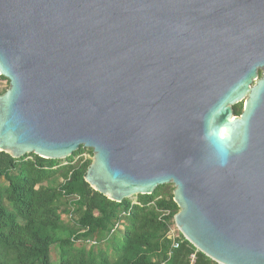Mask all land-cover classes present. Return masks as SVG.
Listing matches in <instances>:
<instances>
[{
  "label": "water",
  "instance_id": "1",
  "mask_svg": "<svg viewBox=\"0 0 264 264\" xmlns=\"http://www.w3.org/2000/svg\"><path fill=\"white\" fill-rule=\"evenodd\" d=\"M0 76V152L90 150L94 191L173 186L197 251L264 264V0H0Z\"/></svg>",
  "mask_w": 264,
  "mask_h": 264
},
{
  "label": "trees",
  "instance_id": "2",
  "mask_svg": "<svg viewBox=\"0 0 264 264\" xmlns=\"http://www.w3.org/2000/svg\"><path fill=\"white\" fill-rule=\"evenodd\" d=\"M242 107H234L236 116ZM85 151L65 161L0 152V264H53L54 248L60 264H217L180 232L177 248L167 239L180 211L173 186L138 196L140 206L112 202L86 183L92 161L75 162ZM122 213L123 229L111 236Z\"/></svg>",
  "mask_w": 264,
  "mask_h": 264
},
{
  "label": "built area",
  "instance_id": "3",
  "mask_svg": "<svg viewBox=\"0 0 264 264\" xmlns=\"http://www.w3.org/2000/svg\"><path fill=\"white\" fill-rule=\"evenodd\" d=\"M86 150V149H85ZM93 160V154L89 153V150L85 151L83 154H81L80 156H78L75 159V162L78 161H82V162H87V161H92ZM133 205H137L140 206V204L136 201H132ZM73 212L74 210L71 211V213L67 216L69 221L73 220ZM169 211L163 212V217H167L169 216ZM127 215L125 213H122L119 218L115 221V225L111 231V236L113 234H115L116 232L120 231L123 229V222L122 220L126 217ZM177 232L179 233V230L176 227H171L168 234H167V239L173 242V246L175 248L178 247L177 245V239L179 238V235L177 234ZM87 244L89 246H96L97 243L96 242H87Z\"/></svg>",
  "mask_w": 264,
  "mask_h": 264
},
{
  "label": "rangeland",
  "instance_id": "4",
  "mask_svg": "<svg viewBox=\"0 0 264 264\" xmlns=\"http://www.w3.org/2000/svg\"><path fill=\"white\" fill-rule=\"evenodd\" d=\"M260 77H261V75H260ZM8 89H9V82L8 81H5V80L0 81V96L4 95L8 91ZM240 105H243V109H244V102L238 104L235 107H239ZM136 200H137V198L135 197L131 201H136ZM64 219H65V222L66 221H69L68 218H67V216H64ZM177 234H178V232H177ZM55 250H56V248H54L52 250V252H51V262L53 264H60L59 258L57 259V254H56Z\"/></svg>",
  "mask_w": 264,
  "mask_h": 264
},
{
  "label": "bare ground",
  "instance_id": "5",
  "mask_svg": "<svg viewBox=\"0 0 264 264\" xmlns=\"http://www.w3.org/2000/svg\"><path fill=\"white\" fill-rule=\"evenodd\" d=\"M222 137L226 135V131H222L220 134Z\"/></svg>",
  "mask_w": 264,
  "mask_h": 264
},
{
  "label": "flooded vegetation",
  "instance_id": "6",
  "mask_svg": "<svg viewBox=\"0 0 264 264\" xmlns=\"http://www.w3.org/2000/svg\"><path fill=\"white\" fill-rule=\"evenodd\" d=\"M261 75V74H260ZM243 106V105H242ZM242 112H243V107H242Z\"/></svg>",
  "mask_w": 264,
  "mask_h": 264
}]
</instances>
